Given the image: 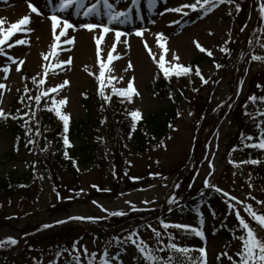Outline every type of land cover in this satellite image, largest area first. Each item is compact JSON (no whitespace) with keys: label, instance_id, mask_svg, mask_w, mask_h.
Wrapping results in <instances>:
<instances>
[{"label":"rangeland","instance_id":"1","mask_svg":"<svg viewBox=\"0 0 264 264\" xmlns=\"http://www.w3.org/2000/svg\"><path fill=\"white\" fill-rule=\"evenodd\" d=\"M19 1L0 0V19L4 21V26L7 28L24 15H29L31 19L29 27L33 31L27 34L17 33L12 40L17 38L28 39L29 43L15 45L11 49L4 45L5 52L17 58V61L23 59L25 64L20 66L21 69H25L39 79L43 78L45 65H55L61 61H66L68 57H72L70 66L62 65L63 71L59 68L49 69L46 84L39 86L38 94L42 88L55 86L64 80H68L69 85L65 86L56 98H67V104L62 108V111L70 114V120L83 119L85 117V110L82 105L83 92L95 91L99 94L97 77L100 70V58L95 54L97 51L95 39L99 35V30L89 32L81 28L75 31L70 29L69 35L75 37L74 44H61L60 48L53 54L51 45L55 41L51 23L50 21L47 22V16L52 14L51 5L46 8L44 0H31L41 11V15H36L28 7L30 0H21L24 7L21 10L16 9ZM238 1L242 7H245H243L244 14L242 17L229 15L231 8L227 5L219 6L206 16L203 11L186 10L189 12L188 16L165 11L166 7H178L181 3L195 2V0H167V2L156 0V4L152 7L149 6L148 0H140L139 15H137L131 0H128L127 4L122 0L118 5L119 9L133 7L132 22L127 24L129 27L123 25L117 27L132 34L121 38V40L127 39L128 45L123 43L116 45V52L113 55L119 54L120 59L112 62L110 65L111 72H106L105 93L111 94L112 86L126 88L129 81H134V87L140 95L134 96L132 103H128L125 99L123 112L125 117L129 119H132L130 112L133 110L138 109L143 117L150 112L164 108L168 104L169 94L165 97H158L147 88L157 73L161 75L169 89H177L179 84L185 83L183 88L186 91L183 92V95L189 98L181 100L183 98L181 97V109L177 121L174 126L170 127L164 138L161 141L153 142L148 152L143 155H130L125 160L124 169L118 170V167H123L119 163L116 165L118 171H115L113 163L106 161L101 167L93 165L80 169L77 167L79 170L71 174L57 170L54 172L52 179L54 183H52L47 180L46 173L42 171L40 167L42 164L36 160L34 163L36 167L35 183L31 187L16 189L9 194L0 195V240L12 237L19 241L15 246L0 248V264H26L28 258L33 256L21 253L25 247L49 251L50 246L56 244L54 242L56 238L53 236L45 237V234L54 232L60 234L61 229L72 224L80 226L82 233L77 234V231L80 233L78 229L63 232L65 237H68L65 243L70 245L67 246V249L71 250L73 242L79 241L78 247L86 246L89 253L102 254L105 247L108 246L110 254H119L123 264H136L135 246L130 243H123V249L118 251L116 249V237L123 241L130 231L135 230L153 248L157 239L147 225L150 224L157 228L160 220H164L169 223L198 226V211L202 212L204 216L203 231L206 239L202 241L199 237L192 235L179 238L175 241L176 243L193 248L205 247L208 264H223L221 261H217L216 257L225 251L226 245L229 246L232 256L236 248L237 250L240 249V241L234 238V234L239 236L242 231L237 227L238 222L235 216L229 214L228 197H224L221 193L211 189H206L203 183L208 178L211 183L241 200H244L249 192L257 199L264 200V191L261 190L264 189V181L260 183V186L255 184L251 178L254 187L250 189L248 187L249 175L245 170L247 165L243 164L237 168L229 163L230 159L237 162L244 160L240 150L233 152V148L242 147L241 133L252 134L253 136L258 134L255 123L245 115L243 105L248 104L246 110L253 108L264 110V105L260 104L257 108L254 107L255 104L248 101V97L257 92L256 82L260 83L264 80V78L259 80L254 78L253 82L251 80L252 77H256L258 72L264 71V62H251L248 73L243 74L245 72L243 71V59L247 51L253 52L254 49L253 54L264 56V48H261L259 44L254 43L253 48H249V40L255 42L259 34L257 31L260 24L258 23L260 21L259 5L257 0ZM53 2H58V0H53ZM161 12L164 14L160 15ZM69 19L77 24L85 22V18L82 16L69 15ZM88 22H91V18ZM38 24L42 26L43 33L51 35L49 43L44 46L38 44L40 43L38 42L40 33H36V25ZM245 24H247V28L241 32L240 29ZM137 27L147 29L142 37L134 34ZM59 31L60 29H57V34ZM38 32H40L39 29ZM81 32L87 33L92 53L95 54L94 61L89 68L77 61L71 54L78 44V39L84 36ZM158 32L164 33L167 37L165 46L169 51L166 54L157 43L155 34ZM64 39L61 38L62 41ZM229 39H231V43L225 45ZM145 41L152 53L156 55L157 60L161 55L165 56L166 66L169 62L175 63L172 60L174 53L179 55V62L183 65L189 64L194 58H202L198 67L205 78H210L209 84L203 85L199 77L195 75V68L197 67L195 65L191 66L192 73L189 76L179 78L172 76L170 79H166L158 63L152 59L148 49L145 48ZM196 41L205 48L212 50L213 57L201 53L195 47L194 42ZM11 42L10 40L9 43ZM114 42L113 33L105 35L101 44L102 57L105 61ZM185 44L187 48L183 47ZM222 46L230 48V55L219 51ZM135 50L140 51L143 55L138 62L133 57ZM42 54L49 55V60L44 61ZM242 54L244 55L243 59L241 58ZM214 62L220 63L224 67L216 69ZM129 63L133 65L131 69L128 68ZM4 66H9L10 72L7 79H4V74L0 72V83L6 85L4 90H0L3 91V96L0 97V107L8 113L12 99L23 90L24 86L19 72L15 71L16 66L10 64L7 56H0V68ZM109 77H115L111 84L107 83ZM241 80L244 81L242 90L239 84ZM214 81L219 82L215 83ZM251 86L253 87L251 88ZM193 89H198V91ZM234 90L236 94L239 91V95H233ZM161 91L166 92L163 89ZM262 93L264 94V92ZM42 102L44 101L42 100ZM48 103L50 104V101ZM222 111L223 114L221 115ZM257 119L264 118L257 117ZM2 123V118H0V173L5 175L12 170L19 173L24 172L27 161L32 160L33 156L26 148L15 151L14 140L10 133L3 128ZM11 151H15V154L13 157H7ZM45 160L47 159H43V161ZM209 160H212L215 166L214 174L210 177L208 176L210 171ZM157 173L159 175H153ZM184 173H189V175L185 182L181 183L179 181ZM132 177L139 179L133 180ZM92 185H97L100 189H111V191H98ZM176 185L181 187H176ZM54 188L55 191H53ZM179 188H181L180 191ZM57 192L60 194V199L57 198ZM202 192L203 195H201ZM172 196H176L177 200L184 199L185 202L187 201L186 210L179 211L171 206L168 201ZM214 196L221 202H214L216 209L213 210V207L208 204V200ZM93 201H96L97 204H93ZM126 201L134 204L139 210L151 209L155 215L143 221V226L134 227L132 230L113 238L107 237L111 235L110 232H107L106 235L99 233V230L103 231L102 228L87 230V222L68 221L65 224H56V221L66 220L70 216L104 218L106 213L98 205H102L110 211L129 212L131 207ZM146 201L147 203H145ZM248 202L252 203L254 208L264 211V208L256 205L254 201ZM61 204L62 206H59ZM237 207L239 208L240 205ZM213 212H215V216L212 215ZM241 214L248 219L242 209ZM249 222L256 229L258 235L264 237V230H261L255 222ZM45 224L53 225V227L45 229L43 227ZM225 230H230L232 241L228 242L226 239ZM86 232L88 234H85ZM70 233L71 235L68 236ZM74 233L75 236H72ZM161 239L163 241V238ZM28 241L29 244L27 245ZM109 241L112 242L111 245H109ZM163 243L166 245L168 240H164ZM39 252L42 251L35 253L36 262L49 264L54 258L53 256L50 258V253ZM63 253L60 262L71 259L69 252ZM191 255L197 257L199 253L194 251ZM224 263H226L225 260ZM84 264H86V258Z\"/></svg>","mask_w":264,"mask_h":264},{"label":"snow or ice","instance_id":"2","mask_svg":"<svg viewBox=\"0 0 264 264\" xmlns=\"http://www.w3.org/2000/svg\"><path fill=\"white\" fill-rule=\"evenodd\" d=\"M122 2V0H58V2H53V0H44L45 6L48 7L51 5V15L47 16V19L51 21L52 33L54 36V43L51 45L52 53L55 54L57 49L60 48L61 44L73 45L75 37L69 35V30H77L78 28L86 29L89 32H94L95 30H99V35L95 39L96 43V54L100 58L99 59V76L97 77L99 81V94L105 100V102H111L112 95H117L124 99L121 100V103L125 102V99L128 103L133 102L134 96H139V92L134 87V81H129L126 88H117L112 86L111 94L105 93V79L106 72H111L110 65L114 60L120 59L119 54L113 55L116 52V45L118 43H123L124 45H128L127 39L121 40L122 37H127L132 34L130 32L120 30L118 25H126L132 22L133 16V7H127L125 9H119L118 5ZM125 4L128 3V0H123ZM149 6L152 7L156 4V0H148ZM167 2V0H165ZM259 5V19L262 22L261 26L258 27L257 31L264 35V0H257ZM131 4L136 9V14L139 15V6L140 0H131ZM221 5L234 6L235 11L238 13L241 9V4L237 3V0H195V2H185L181 3L178 7H166L165 11L170 13H181L183 16H188L189 12L186 10H191L192 12L203 11L204 15H208L210 12L215 10ZM28 7L30 8L32 13L36 15H41V11L38 7L31 2L28 3ZM68 14V15H62ZM164 13L161 12L160 15ZM229 15H232V12L229 11ZM69 15L75 17H83L85 18V22L75 23L69 19ZM91 18V22L88 20ZM31 23V19L29 15H24L18 21L11 23L10 27L4 26V21L0 19V56H7V60L11 65H15V71L20 72L22 65L25 64L23 59L14 58L11 55H8L5 52L4 45H7V48L11 49L15 45H26L29 43L28 39L17 38L12 40L17 33H30L33 31L29 25ZM155 23V21H153ZM247 28V24H245L240 31L243 32ZM57 29H60L57 34ZM147 31V29H141L137 27L134 34L138 37H142L143 33ZM113 33L115 42L111 46V51L107 54V60L105 61L102 57V49L101 44L105 39V35ZM211 35V33H209ZM157 43L159 47L163 49V52L168 53L169 49L165 46L167 37L164 33L158 32L155 34ZM65 38L63 41L61 38ZM12 41L9 43V41ZM195 47L201 52L206 53L209 57H213V51L202 46L198 41L194 42ZM231 43V39L225 42V45ZM259 44L261 48H264V42L257 39L255 42L249 40V48H253V44ZM144 46L148 49L149 54L152 56V59L158 63L160 70H162L163 75L166 79H170L172 76H176L177 78L182 76H189L192 73L191 66H185L180 63V57L177 54H173L172 60L175 63H168L166 66L165 56L161 55L159 60H157L156 55L152 53L151 48L148 47L147 42H144ZM219 51L225 53L226 55H230L231 50L227 46H222L219 48ZM250 52L248 56L250 57V61L254 62H264V56L253 54ZM43 60L48 61L49 55L42 54ZM242 59L244 55L242 54ZM71 65L72 57H68L66 61H61L55 65H45L43 67V78L37 80L36 76H33L32 83L37 84V86L45 85L47 77L49 76V69L52 68L55 70L59 68L63 71L62 65ZM216 69H221L224 65L220 63H215ZM133 65L131 63L128 64V68L131 69ZM0 72L4 74V79L8 78V74L10 72L9 66H4L0 68ZM58 74V73H57ZM195 75L199 77L202 81L203 85H207L210 82V78H205L202 74L200 68L197 66L195 68ZM115 77H109L107 79V83L111 84L112 80ZM123 79L122 77L120 78ZM218 83L219 81H214ZM68 80H64L62 83L50 86L47 88H42L39 91V94L32 96L29 95L30 89L25 85L24 87V96L21 97L20 103L24 104L26 108L29 110L27 112H22V110L18 109L16 115H12L11 113H6L5 110L0 107V118L8 119L11 117L12 119H19L23 121L22 127L25 128V135L29 137L27 143L28 144H36V140L33 138L32 134L35 133V136L42 135L39 121L36 120L37 111L32 110L31 104H25V97L28 101H34L37 110L41 109V101H44V109L49 112H53L55 116L62 121L63 123V144L65 147H70V141L67 136L69 131V123H70V114L62 111V108L67 104V98L57 99L56 97L60 94V91L65 88V86L69 85ZM242 90V86L244 81L241 80L239 82ZM6 85L4 83H0V90H4ZM257 88H259L262 92H264V85L257 84ZM194 91H198V89H193ZM19 91V89H17ZM56 94V95H52ZM239 95V91L237 92ZM3 96V91H0V97ZM50 101V104L48 103ZM248 101L253 104L259 102L264 105V95L257 96L256 94H252L248 97ZM230 107V105H229ZM245 110L248 107V104L245 103L243 105ZM191 115V113H189ZM179 115V113H178ZM245 115L248 116L254 123L255 127L258 129V134L256 136L247 135L245 133H241L240 141L242 147L233 148V152L242 151L243 149H255L259 151H264V119H257V117L264 118V110L260 108L257 109L256 114L245 111ZM130 116L134 121L132 125V129L135 130L136 121H139L142 118V113L137 109L130 112ZM33 121H35V127H33ZM170 127H172L170 125ZM131 138V137H129ZM19 139V137L17 138ZM46 150V149H45ZM66 158H70L67 151L64 152ZM231 155V154H230ZM214 156V153H213ZM229 163L234 167L239 168L243 164H251V165H259L261 160L259 159H246L241 161H235L230 159ZM73 165L76 166V161L73 160ZM209 173L208 176H212L215 171V166L212 160L208 161ZM77 170H79L77 168ZM115 175V173H113ZM127 175V173H125ZM153 175H159L153 174ZM235 175V173H233ZM131 179L137 180L138 177H132ZM204 187L206 189H211L217 193H221L222 196L228 197L229 203V214H233L238 222L237 227L242 231V234L239 236H235L234 238L240 241V249L235 253V258L232 255H229L227 251L221 252L217 255V261H220L222 258H227L230 264H264V237H260L255 228H253L249 221L255 222L261 230H264V211H260L254 208L252 203L248 201H254L256 205H260L261 208H264V200L257 199L254 195L249 192V194L245 197L244 200L239 199L238 197L231 195L229 192L221 189L217 185L211 183L210 179L206 178L204 180ZM92 187L96 188L98 191H111V189H100L97 185H92ZM179 187V185H176ZM248 187L252 189L254 185L251 183V173H249V182ZM264 191V189H261ZM55 191V188L53 189ZM83 191V189H81ZM57 198L60 199V194L56 193ZM79 195V193H77ZM203 195V192L201 193ZM126 203L130 204L132 211H139L134 204L126 201ZM147 203V201L145 202ZM169 204L177 203V199L175 196H172L168 201ZM93 204H97L96 201H93ZM237 205H240L238 208ZM102 211L106 213L107 217H122L128 215L125 211H110L107 208H104L102 205H98ZM241 209L246 214H241ZM215 216V212L212 213ZM199 222L198 226L184 224V223H169L164 220H160V227L164 230V233L168 234V243L166 245L163 244L161 239L162 232L152 227V225H147L148 228L151 229L154 236L157 239L158 244L162 245L157 248H152L149 244L139 235L138 231H130L129 234L121 241L118 237L115 238V242L117 245H121L123 243H130L135 246V249L140 254V260L143 264H208L207 252L205 247L193 248L187 245H181L176 243L177 237L175 234L169 233V229H176L184 232L186 235H194L199 237L202 241L206 239L205 232L203 231L204 225V216L202 212L198 211ZM100 217H86V216H70L66 220H58L56 224H65L68 221H81V222H97ZM43 227L50 228L53 225L45 224ZM19 243V241L12 237H7L4 240H0V248L15 246ZM111 241H109V245H111ZM79 241L73 242L72 249L69 250L67 248L63 249V252H69L71 256L70 260H66L65 264H84V260L86 258V264H123V261L120 259L119 254L111 255L109 252V247L106 246L102 254H98L96 252L89 253L86 246L78 247ZM198 252L199 256L193 257L191 255L192 252ZM158 253H167V255H158ZM62 256L61 251H57L55 253V258L49 262V264H60V258ZM38 264H42V262H38Z\"/></svg>","mask_w":264,"mask_h":264},{"label":"trees","instance_id":"3","mask_svg":"<svg viewBox=\"0 0 264 264\" xmlns=\"http://www.w3.org/2000/svg\"><path fill=\"white\" fill-rule=\"evenodd\" d=\"M237 3L240 2L237 0ZM228 7L231 8L233 16H243L245 8L244 6V8L241 6L242 10L238 13L235 11L234 6ZM258 23H260V27L261 22L258 21ZM259 34L257 35V39L264 42V35H262L261 33ZM249 53L250 51H247L246 56L243 59V71H245L243 73L244 75L245 73H248L250 63L253 62L250 61V57L248 56ZM200 61H202V58L197 57L192 59L189 64L185 66H198ZM255 76L256 77H252V82L254 81V78H256L257 80H259L260 78H264V71L258 72ZM32 77L33 75L25 69H22L20 71V79L23 83V86L25 87V85H27V87L31 90L29 95L35 96L38 94L39 87L37 86V84L32 83ZM242 78L244 79V76ZM37 80H39L38 77ZM256 83L264 85V80H262L260 83ZM184 84L185 83L179 84V87L177 89H169L161 75L157 73L153 79V82L149 84L147 88L149 91L154 93L155 96L158 97H165V95L169 94L168 104L164 108L158 111L150 112L146 116H143L139 121H136L135 130L132 129L134 121L125 117L124 115L123 108L125 102L121 103L122 97L112 95L111 102L109 103L105 102V100L95 91L83 92L82 105L85 110V117L83 119H75L74 121L70 120L67 136L69 138L71 146L67 148L63 144V136L65 134L63 132L62 121H60L53 112H49L44 109V102L41 103V109L37 110L35 102L28 101L25 97V104H31L32 110L37 111V116L35 119L39 121L42 135L35 136V133L33 132L32 136L36 140V144H28L27 141L29 137L25 135V128L22 127V120L12 119L11 117L6 120L2 119L3 128H5L10 133L14 140L15 151L21 148H26L32 154L33 159L27 161L26 170L24 172L19 173L15 170H12L5 175L0 173V195L9 194L13 191H16V189L18 190L31 187L32 184L35 183L34 176L36 167L34 163L36 160H38L39 163L42 164V166L40 165L42 171L46 173L47 180L49 182L51 181L52 183H54L52 180L54 178V172L57 170H62L64 173L67 172L71 174L76 172L77 167L79 169L85 168L89 165L101 167L106 161H111L113 163V165L115 166V171H118L120 168L124 169V165L126 163L125 160H127L130 155H143L144 153L148 152L153 142L161 141L170 129V125H175L179 116L178 113L181 109V100L189 98L188 96L184 97L183 95V92L186 91V89L183 88L185 86ZM252 87L253 86H251V88ZM162 89L166 92L163 93L161 91ZM256 90L257 92H255V94H257V96L264 95L259 88H257ZM233 95H237L235 90ZM22 96H24V88L12 99L11 108L8 113L16 115L18 109L22 110L21 114L29 110L25 107L24 104L20 103V99ZM181 97L183 98L181 99ZM260 104L261 103L257 102L255 103L254 107L258 108ZM245 111L253 114L257 112L255 108ZM222 114L223 111L221 112V115ZM35 126V121H33V127ZM18 137L19 139H17ZM15 151L9 152L7 157H13ZM65 151L68 152L70 158L65 157ZM240 153L243 154L244 160L250 158L261 160V163L259 165L246 164L247 166L245 169L248 175L249 173H251V178L254 183H257L261 186L260 183L264 181V151L255 149H243L242 151H240ZM43 159L47 160L43 161ZM73 160L76 161V166L73 165ZM119 163L123 167H118L117 170L116 165ZM188 175L189 173H184L182 179H180L179 182L184 183ZM180 189L181 188H179V191ZM208 201L209 205L213 207V210L216 209V207H214L215 203L221 202L215 196L212 199L210 198V200ZM186 202L184 199H179L177 200V203L171 204V206L177 208L179 211H184L186 210ZM59 206H62V204ZM127 213L128 215L122 217H107L101 218L95 223L87 222L88 227L86 229L93 230L102 228L103 231L99 230V233H103L104 235H106L107 232H110L111 235H108L107 237L113 238L125 233L126 231L132 230V228L134 227L143 226V221H146L147 218L155 215L154 211L151 209H142L139 211L131 210ZM79 227L75 224H72L64 229H61L60 234L55 232L45 234V237L53 236L56 238L54 241L56 242V244L50 246L49 251L38 248L33 250L25 247L21 253H27L28 255L33 256L31 258H28L26 264H38V262H36L35 256V253H38V251L50 253V258H52V256L55 258V253L57 251H61L63 255V249L67 248V246H70L65 243V240L68 237H65L66 235L63 232L66 230L76 231L78 229L80 233H78V231L76 233L81 234V227ZM156 229L162 232L161 238H163V242L164 240L167 241L168 234L164 233V230L160 227V224H158ZM168 232L175 234L177 239L192 236L186 235L184 234V232L176 229H169ZM85 234H88V232H86ZM224 234L228 242H230V240L232 241L230 230H225ZM69 235H71V233L68 234V236ZM72 236H75V233L72 234ZM28 244L29 241L27 242V245ZM123 245L124 244L116 245V249L118 251H121L123 249ZM160 246L162 245L156 242V245L153 248L155 249ZM225 251H227L229 255H231V251H229L228 245L225 246ZM238 251L239 250H237L236 248L233 255L234 258L235 253ZM158 255H167V253H158ZM54 258H52L51 261ZM224 260L226 261V263H224ZM220 261L223 264H230L227 258H222ZM60 264H65V261L60 262ZM136 264H143V262L140 260V254L138 252L136 255Z\"/></svg>","mask_w":264,"mask_h":264},{"label":"bare ground","instance_id":"4","mask_svg":"<svg viewBox=\"0 0 264 264\" xmlns=\"http://www.w3.org/2000/svg\"><path fill=\"white\" fill-rule=\"evenodd\" d=\"M20 3V4H19ZM19 3L17 4L16 6V9L18 10H21L24 6L23 4L21 3V0L19 1ZM38 7V6H37ZM39 8V7H38ZM42 10V8H40ZM45 12V11H43ZM50 20L48 19L47 22H49ZM51 23V21H50ZM124 27H127L128 25H123ZM129 27V26H128ZM133 27V26H132ZM36 33H40L39 34V38H38V43L39 45H46L47 43H49L50 41V34H47V33H43V29H42V26H40V24L36 25ZM38 29L40 32H38ZM82 34H84V36H81L80 39H78V44L75 46L76 48L73 50V52H71V54L74 56V58L81 62L83 65H86L87 68H89L93 61H94V58H95V54L94 52L92 53V50H91V47H90V41H89V37H87V33H83L81 32ZM179 40V39H178ZM184 48H187V45L185 44L183 46ZM183 54V53H182ZM133 57L136 59V61H140L143 57L142 53L140 51H136L133 53Z\"/></svg>","mask_w":264,"mask_h":264}]
</instances>
